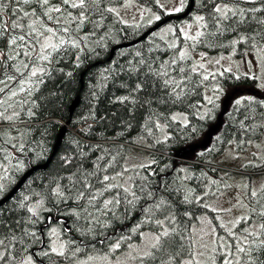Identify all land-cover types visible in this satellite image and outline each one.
Masks as SVG:
<instances>
[{
  "label": "trees",
  "instance_id": "1",
  "mask_svg": "<svg viewBox=\"0 0 264 264\" xmlns=\"http://www.w3.org/2000/svg\"><path fill=\"white\" fill-rule=\"evenodd\" d=\"M127 1L96 0L80 9L70 6L72 0H0V18L18 25L0 32V174L7 164L9 173L0 182V198L27 169L46 163L53 152L61 124L48 148L44 142L37 145L35 138L41 116L36 95L44 85L53 95L46 100L45 112L77 131L68 129L47 169L32 175L0 208V253L6 254L0 264H76L91 255L116 256L145 232L165 228L174 230L173 238L183 244L181 252L194 253L192 229L204 215L213 220L219 236L232 242L234 236L221 224L212 198L231 188L233 176L247 185L250 213L232 231L264 222V158L244 165L247 176L230 171L232 166L223 171L226 164L217 159L229 146L246 152L248 144L260 138L264 93L231 106L219 96L243 94L257 79L233 71L210 73L197 68L185 52L241 55L263 48L264 0H196L194 12L204 17L198 39L184 36L179 27L184 20L177 19L169 22L175 24L174 32L163 36L157 30L133 46L117 49L110 59L113 47L150 28L123 21L114 8ZM135 1L158 8L156 0ZM221 3L238 5L244 16L229 13L217 23L214 9ZM49 34L55 44L42 48ZM13 37L17 42L11 46ZM25 82L30 87L22 93ZM77 97L79 103L71 111ZM208 131L216 133L209 146L194 156L179 157ZM131 161L136 164L128 167ZM123 176H128L129 187L121 182ZM54 225L66 242L63 255L50 249ZM224 252L219 246L216 264H221ZM257 253L264 260V254Z\"/></svg>",
  "mask_w": 264,
  "mask_h": 264
},
{
  "label": "rangeland",
  "instance_id": "2",
  "mask_svg": "<svg viewBox=\"0 0 264 264\" xmlns=\"http://www.w3.org/2000/svg\"><path fill=\"white\" fill-rule=\"evenodd\" d=\"M156 2L158 4V8L156 9L150 8L145 4L135 0H129L125 4L117 6L114 9L121 16L125 23L133 25L136 28L152 27L165 15L178 13L173 10L176 7L180 6V0H156ZM185 5L186 0L184 7ZM218 6H227L228 8H231L233 10L238 9V5H230L227 3H221ZM157 16L159 17V19H156ZM198 16L203 17V14L194 12L191 19L184 20L179 24V27L184 36L188 38L196 37L198 32H202L203 21H198L196 19V17ZM37 26L40 29L44 28L43 22H38ZM174 30H176L175 24L167 23L159 29V33L163 36H167L169 33L174 32ZM199 37H197L196 39H198ZM52 38L54 39L53 35H46L42 39V42L40 44L41 47L45 48L46 45L55 44V42H52ZM10 45L12 46L13 44L10 42ZM185 52L192 55L193 64L197 68L204 69L205 71H208L210 73H223L224 71H233L237 75L248 74L254 76V78L257 79L256 82H253L254 85H246L250 87L246 88V91L243 94L238 93L239 91H237V94H234L233 91L231 92V94L227 93L225 96H219L220 99H227L231 106L242 103L244 99H254L256 96L264 93V47L247 49L241 55H235L233 53L209 54L203 52H193L189 49H185ZM201 65L203 66L201 67ZM46 85H44L41 91L36 95L41 104V109L39 110L41 116H39V119L36 122L37 129L35 131V138L37 145L44 142V146L48 148L52 143L54 129H56L58 124H61L63 126L65 122L60 120L59 117H51V115H49V112H45V104L47 103L46 100L49 99V96L53 97L52 93H47ZM243 86L245 85H242L239 89L241 90ZM20 89H22L21 85L19 87V90ZM28 89V84L25 83L24 88L22 89V93ZM232 90L235 89L231 88L230 91ZM16 91L17 90H13V93ZM207 98L211 99L209 98L208 92ZM0 101H3L2 96L0 97ZM237 101H239V103H237ZM220 116H222V114H220ZM14 124L19 123L15 122ZM262 126L263 129L260 138L257 140H253L250 144H248L246 152H237V148L235 149L232 146H229L223 151L221 155L217 157V159H221V161L227 165L226 166L224 164L225 170L223 171L228 172V170L231 169L232 166L234 167V169L230 171L237 173L238 176H247V172L243 169L244 165L248 163V161L264 158V122ZM215 134V131L212 133L211 131H208L205 135H202L201 139L195 142L193 141L194 143L192 142V144L190 143V145L185 147L184 151H182V149V153H180L179 157L194 156L198 151H201L203 148L210 145L211 139L215 136ZM135 164L136 161H131L128 167L134 166ZM3 166L5 168V165ZM8 174L7 164V168L3 169L2 173L0 174V178H2L0 182H3L4 179L8 177ZM233 177L229 180V187L231 188L221 190L217 196L212 198V204L216 210H219L221 212V224L224 227H227V231H231L230 233L233 236L242 239L247 234L241 232L242 230H232L234 229V225L240 218L246 217L250 213V207L246 195L247 185L246 183H243V180L239 181V178H237V176ZM121 182L127 187L131 185L128 176H123L121 178ZM246 228L249 229V231H260L259 224L250 223L248 226L243 227V229ZM192 232L195 244L194 254L199 253V255H196V260L199 261V264H216L215 253L219 249V246H221V248H223V250L225 251H234V248L232 247L233 241L230 242V239L225 235L219 236L215 224L209 216H202L200 221L193 226ZM49 234L51 237V251L55 248L57 251L54 253H59L60 251L63 252L66 246V242L64 239L60 238L58 227H56L55 225L52 226ZM156 234L157 233L151 231L145 232L139 242L128 244L126 248L116 256L91 255L92 257L80 260L76 264H139L140 257L143 256L146 251H149L151 244L154 243L153 237ZM226 245L228 246L227 248L225 247ZM31 264L34 263L31 261ZM240 264H242V260L240 261Z\"/></svg>",
  "mask_w": 264,
  "mask_h": 264
},
{
  "label": "snow or ice",
  "instance_id": "3",
  "mask_svg": "<svg viewBox=\"0 0 264 264\" xmlns=\"http://www.w3.org/2000/svg\"><path fill=\"white\" fill-rule=\"evenodd\" d=\"M24 2H28V0H24ZM70 0H63V3L69 4ZM88 2L95 3L96 0H79V3H76L75 0H72L71 7L72 8H80L84 9L86 7V4ZM248 2L254 3L255 0H248ZM44 4L48 3V0H43ZM185 4V0H180V6L176 7L173 11L180 12L183 10ZM4 5L3 3H0V8H2ZM53 11H61L60 8H54ZM257 9H252L250 11H256ZM109 11H114V9H109ZM215 13L218 14L216 16V22L218 23L221 18L228 19V14L231 13L232 16H236L238 13L241 17L244 16V11L242 9L233 10L231 8L220 7L217 6L214 9ZM27 15V13H25ZM83 15V13H81ZM156 19H159L157 16ZM198 21H203L204 17L198 16L196 17ZM0 23H3L4 27L0 28V32L7 31L8 27H11L12 29H15L18 27L16 22H12L10 25L7 22H4L2 18H0ZM264 23V22H262ZM49 32L52 31V29H48ZM66 31V29H65ZM202 32H198L196 37H189L190 39L195 40L197 37L202 36ZM21 40L24 39V37H20ZM16 38L13 37L11 40V43L13 45L16 44ZM63 42V41H62ZM54 47V46H53ZM184 54L181 53V58H183ZM203 65H201L202 67ZM37 73L35 70L32 71V75L35 76ZM207 77H205L206 79ZM165 84H168L169 81L165 80ZM175 91V89H173ZM211 103V100L209 101ZM239 103V101H237ZM174 118V117H173ZM105 180H108L109 177L105 176ZM127 191V190H126ZM133 195H135L133 193ZM253 196L256 195L255 192L252 193ZM261 216H264V212L260 213ZM244 219V218H242ZM163 221H158V224L163 227ZM259 232L256 231H249V229H243L242 231L246 233L242 239L239 237L233 238V245L234 251L228 250L223 253V259L221 261V264H240V261L242 259H245L246 257H249L250 259L246 260V264H264V260L258 259V253L257 250H259V254H264V222H261L259 224ZM174 232V230H173ZM173 232H170L168 229H163L162 231H159L154 237V243L151 244L150 250L146 251L143 256L140 257L142 264L143 261L148 260L151 262V264H199V261L196 260V255H199V253H193L190 250H185L184 252H181V248L183 247V244L180 242H177L173 238ZM249 237L252 239L249 240ZM182 241V237L180 238ZM0 246H4V240L0 239ZM118 247V245H117ZM228 247L227 245L225 246ZM53 252H56L57 250L54 248L52 249ZM64 253L62 251L59 252V255H63ZM167 254V255H165ZM243 254V255H241ZM187 256L188 259L185 260L184 257ZM6 259L5 253H0V261H4ZM27 264H31V260L27 262Z\"/></svg>",
  "mask_w": 264,
  "mask_h": 264
},
{
  "label": "water",
  "instance_id": "4",
  "mask_svg": "<svg viewBox=\"0 0 264 264\" xmlns=\"http://www.w3.org/2000/svg\"><path fill=\"white\" fill-rule=\"evenodd\" d=\"M195 3H196V0H189L188 7H187L186 11H184L183 13H179V14H176V15H171V16L163 19L162 21H160L159 23H157L156 25H154L153 27H151L149 30H147L143 35H141L140 37H138L137 39H135L133 41H130V42H127V43H121L119 45H116L112 49V54L110 56V59L113 57V55H114V53H115V51L117 49L126 48V47H129L131 45L137 44V43L145 40L152 32H155L156 30H158L159 28H161L162 26H164L169 21L176 20V19H183V18L188 17L191 14V12L194 10ZM78 103H79V97H77V99L73 102V104L71 106V111L74 110V108L78 105ZM66 132H67V126L64 125L60 129L59 134L57 135L56 142L54 143V146H53V152L51 154V157L47 160L46 163H43V164H40L39 163L37 165H34V166L30 167L23 174V176L16 183V185L11 190H9L0 199V208L2 206H4L6 203H8L9 201H11L17 195V193L21 190V188L29 180V178L32 177V175H34L36 172H38L40 170H46L47 169V167L49 166V164H50L53 156L58 151L59 146L61 145V142H62L63 137L65 136Z\"/></svg>",
  "mask_w": 264,
  "mask_h": 264
}]
</instances>
